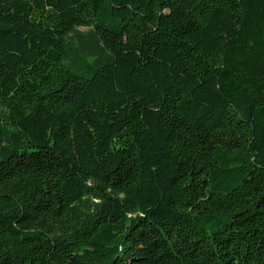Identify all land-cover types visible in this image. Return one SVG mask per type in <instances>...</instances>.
<instances>
[{"label":"trees","instance_id":"trees-1","mask_svg":"<svg viewBox=\"0 0 264 264\" xmlns=\"http://www.w3.org/2000/svg\"><path fill=\"white\" fill-rule=\"evenodd\" d=\"M0 264H264V0H0Z\"/></svg>","mask_w":264,"mask_h":264}]
</instances>
